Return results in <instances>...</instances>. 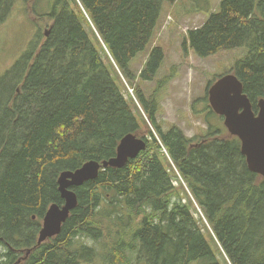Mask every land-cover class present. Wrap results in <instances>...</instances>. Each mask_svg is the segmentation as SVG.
Instances as JSON below:
<instances>
[{
  "label": "trees",
  "instance_id": "1",
  "mask_svg": "<svg viewBox=\"0 0 264 264\" xmlns=\"http://www.w3.org/2000/svg\"><path fill=\"white\" fill-rule=\"evenodd\" d=\"M177 1L0 0V26L20 10L37 27L0 75V264H264V177L209 104L219 78L192 104L206 125L195 138L159 120L171 77L149 94L143 86L163 67V49L151 46L165 5ZM184 45L200 58L247 47L231 74L259 111L264 0H222ZM128 134L146 150L74 188L78 207L37 246L49 207L64 204L61 173L115 157Z\"/></svg>",
  "mask_w": 264,
  "mask_h": 264
},
{
  "label": "rangeland",
  "instance_id": "2",
  "mask_svg": "<svg viewBox=\"0 0 264 264\" xmlns=\"http://www.w3.org/2000/svg\"><path fill=\"white\" fill-rule=\"evenodd\" d=\"M221 2L222 0H178L175 4H166L164 7L151 48L161 47L165 53V61L156 80L143 86L149 94L158 81L171 77L160 95L159 120L165 130L171 125H177L190 138L204 134L206 125L202 118L192 113L193 102L205 96L211 81L231 74L237 62L248 53V48L244 46L200 58L190 46L184 45L188 31L202 26L212 14L217 13ZM36 30V25L20 10H15L8 21L0 26V75H4L20 58L36 35ZM148 54L149 52L145 53L136 61L135 71L142 69ZM130 92L132 93L131 90ZM91 244L100 249L99 244ZM2 252H5V248L0 245V253ZM102 262L103 258L100 256L94 264Z\"/></svg>",
  "mask_w": 264,
  "mask_h": 264
},
{
  "label": "water",
  "instance_id": "3",
  "mask_svg": "<svg viewBox=\"0 0 264 264\" xmlns=\"http://www.w3.org/2000/svg\"><path fill=\"white\" fill-rule=\"evenodd\" d=\"M50 35V30L46 36ZM209 104L216 115L223 117L228 132L241 141L242 154L246 157L251 172L264 177V99L259 101V111L254 112L252 103L244 93V87L236 75L220 77L208 90ZM147 143L138 134H128L120 142L115 157L98 162L85 163L75 171L61 173L58 185L62 206L53 204L43 219L37 246L60 235L63 225L79 204L74 188L96 180L108 167L124 168L146 150ZM36 246V247H37ZM35 247V248H36ZM33 249L26 252L19 263L26 260Z\"/></svg>",
  "mask_w": 264,
  "mask_h": 264
}]
</instances>
